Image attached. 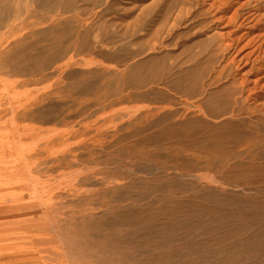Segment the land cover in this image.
I'll return each mask as SVG.
<instances>
[{"label": "rangeland", "instance_id": "374dc122", "mask_svg": "<svg viewBox=\"0 0 264 264\" xmlns=\"http://www.w3.org/2000/svg\"><path fill=\"white\" fill-rule=\"evenodd\" d=\"M236 1L0 0V264H264V0Z\"/></svg>", "mask_w": 264, "mask_h": 264}, {"label": "bare ground", "instance_id": "6f19581e", "mask_svg": "<svg viewBox=\"0 0 264 264\" xmlns=\"http://www.w3.org/2000/svg\"><path fill=\"white\" fill-rule=\"evenodd\" d=\"M235 6V7H234ZM244 6V3H241L240 1H236L234 3H231V0H209V8L210 9H220L222 7V9L225 10H233L230 16H226L224 14L222 15H218V19L219 20H223L224 23H230L231 21H233L234 19H236V16L238 14V11ZM260 8V7H259ZM28 10V9H27ZM260 10V9H259ZM261 11V10H260ZM28 14V13H27ZM246 16V15H245ZM6 17V16H5ZM235 22V21H234ZM260 22H264V12L263 13H257L255 12H250L246 17L242 18L241 22L238 25V28H240L244 23L248 24L253 23L252 27L254 28L255 26H257ZM25 23V22H24ZM1 24V23H0ZM225 25V24H224ZM262 26V25H261ZM237 27V26H236ZM264 27V26H263ZM216 29V28H215ZM228 30V29H227ZM247 30V29H246ZM226 32V31H225ZM251 32V31H249ZM249 32H245V31H240L237 32V30H230L228 32L225 33L226 36V40H229V42H226L225 45L231 46V44L235 45L240 39H242L245 35H248V39L246 41L245 44H243V46L249 45L252 41H254V38H259L260 42L258 45H256L254 48L251 49V51H249L248 53L244 54V56H242L239 61H242L243 59H248L249 55L255 56L254 59H259L262 54H264V50H263V46H264V39H263V35L264 33V28H261L258 32V34L255 36H253V33H249ZM262 33V34H261ZM210 36V35H209ZM230 36H233L230 38ZM242 42V41H241ZM243 43V42H242ZM241 43V44H242ZM238 45V44H237ZM237 47V46H236ZM243 53V52H242ZM239 58V57H238ZM252 59V58H251ZM263 68V67H261ZM261 72V71H260ZM264 74V73H262ZM258 75V74H257ZM261 75V74H259ZM258 75V76H259ZM256 76V75H255ZM252 85H253V89L255 90L256 88H260L264 89V77L262 78H257L255 80L252 81ZM171 108V107H170ZM145 264V263H144Z\"/></svg>", "mask_w": 264, "mask_h": 264}]
</instances>
